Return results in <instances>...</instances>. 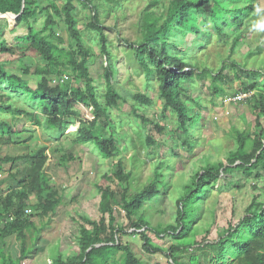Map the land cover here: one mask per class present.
<instances>
[{
  "label": "rangeland",
  "instance_id": "1",
  "mask_svg": "<svg viewBox=\"0 0 264 264\" xmlns=\"http://www.w3.org/2000/svg\"><path fill=\"white\" fill-rule=\"evenodd\" d=\"M116 1L95 0L94 3L97 5L99 23L106 34L109 51L113 55L112 61L115 63L116 73L112 81L125 100L117 108L110 109L115 124L114 137L120 151L117 156L100 159L97 157L100 156L99 150L94 144L88 143L93 148L92 152L87 145L76 144L70 136L62 135L59 139L55 135L51 137L47 131L33 125L28 117L18 119L9 113L0 115V118L16 123L19 128L34 130V138L27 142L28 145H2L1 155L33 153L39 147H46V153L52 155L51 159L54 160L56 156L62 155L61 152L54 150L56 147L70 155L64 167L57 168L52 165L46 173L50 184L62 197V202L55 213L45 217H33L36 228H30L26 232L29 254L21 259L19 264H51L53 256L59 253L63 254L64 259L77 256L79 246L76 238L80 226L91 227L85 218L99 220L101 217L100 186H109L116 196L124 191L128 196H132L152 183L156 170L160 172L153 184L157 194L145 199L141 214L151 226L157 228L174 222L176 201L183 193L184 186L201 172L206 164L219 162L237 148L235 140L237 131L250 135L255 128L258 131L264 128V116L259 115L257 126L256 115L251 110L254 96L260 95L264 98L263 79L257 78V87L243 91L245 85L250 86L255 81L253 75L264 74V0H260L255 13L242 18L241 25L232 24L223 35L217 34L208 19H200L198 34L182 35L174 30L168 40L177 55L189 53L186 58H189L188 65L190 64L191 69L185 68L183 72L191 71L193 75L183 83L185 93H182L181 98L190 106L192 114H200L201 122L199 129L188 130V133L181 126L177 114L163 106L157 89L158 81L144 73L130 49V44H137L139 41L140 24L145 13L149 12L152 18H157L161 22L160 15H164V4L168 0ZM55 2L61 7L64 0ZM41 4L46 6L48 3L42 0ZM74 4L78 28L82 35V46L91 54L90 76L95 80L97 90L104 93L103 73L110 57L101 52L97 32L90 31L87 27V23L93 17V10L83 7L77 1H74ZM45 15L43 13L35 19L38 28L44 26ZM230 17L240 20L234 13H231ZM56 20L57 33L63 39V45L76 48V41L68 36L63 18L59 20V17H56ZM26 34L27 26L24 23L17 24L14 18L0 17L1 42L16 44L18 40L22 41ZM238 34H241L243 40L237 43L235 51H231L233 38ZM20 57L0 54V60L11 74L20 76L27 80L31 87H35L36 77L22 73ZM23 60L31 66L32 71L42 63L34 58ZM204 67L207 69L205 73ZM221 68L222 78L215 82L223 89V93L215 94L212 76L215 77ZM170 70L173 72V67ZM69 75L70 71L63 78L64 84L70 83ZM8 90L9 87L3 85L0 90V102H4L5 98L9 104L14 103L16 98L22 96L21 94L15 98L16 95H11ZM12 93L15 94L14 91ZM17 106L30 112L29 107L22 101H18ZM78 106L83 111L87 110L80 104ZM90 111L88 109L87 113ZM73 125L68 128L66 134L74 133L79 128V124ZM155 125H159L161 130L158 131ZM149 132L155 144L146 143ZM185 140L191 144V149L184 143ZM118 159L122 160L124 170L130 179L122 182L104 181L103 176L107 172L113 173L114 164ZM4 168L0 172L2 177L6 174L8 165ZM238 176L241 174L235 175ZM228 178H231V174L225 177L220 174L214 183L208 182L205 185V191L198 201L199 212L195 214L194 223L187 235L159 236L148 231L152 244L169 250L173 244L184 241L189 244L184 251L172 253L180 262L189 263L193 259L201 264L214 263L211 260L215 250L203 245L207 241L216 240L229 225H235L255 196L258 201L264 200V179L245 180L241 177V187L227 188ZM128 182H131L130 186ZM114 210L117 220L113 231L118 234V224H121L127 232L122 235V242L147 264H168L167 257L161 253L146 252L142 247L143 241L137 234L131 232V226L121 208L114 205ZM111 231L112 228L109 227L108 233ZM0 247L13 259L21 257L20 243L14 237L4 240L0 236ZM112 264H122L121 251L114 255Z\"/></svg>",
  "mask_w": 264,
  "mask_h": 264
},
{
  "label": "trees",
  "instance_id": "2",
  "mask_svg": "<svg viewBox=\"0 0 264 264\" xmlns=\"http://www.w3.org/2000/svg\"><path fill=\"white\" fill-rule=\"evenodd\" d=\"M45 1L48 3L46 6H41L42 0H0V17L16 16L14 19L17 24L24 23L27 26V34L22 41L18 40L16 44L0 41V54L21 56L22 73L36 77V85L31 87L27 80L11 74L0 60V90L3 85H7L10 89L8 92L16 95L15 98L22 94L20 98H16L15 104L10 103L12 106L3 98L4 102H0V115L9 113L18 119L28 117L33 125L47 131L51 137L55 135L59 139L62 135L70 136L76 144L87 145L92 152L93 148L88 143L94 144L99 150L100 156L97 157L100 159L117 156L120 151L114 137L115 124L110 109L117 108L125 100L112 81L116 73L115 63L112 61L113 55L109 51L106 34L99 23L95 0H64L61 7L55 0ZM74 1L93 10V17L87 23V27L90 31L97 32L101 52L110 57L103 73L104 93L97 90L95 80L89 73L91 54L82 46ZM240 4L242 6H238ZM259 5L260 0H168L164 4V15H160L161 22L157 18H152L149 12L143 16L140 24L141 36L137 44H130L131 54L135 56L144 73L158 81L157 89L163 106L177 114L181 126L187 133L199 129L201 122L200 114H192L190 106L181 98L182 93H185L183 83L193 75L191 71L183 72L185 68L191 69L190 64L188 65L189 58H186L189 53L177 55L168 40L174 30L182 35L198 34L200 19H208L217 34L223 35L232 24L241 25L242 18L255 13ZM43 13L46 14L45 23L43 27L38 28L35 19ZM231 13L236 14L240 20L232 19ZM56 17H59V20L63 18L68 36L76 41V48L63 45V39L56 29L58 24ZM242 40L241 34L236 35L230 50L235 51L237 43ZM23 58H34L42 63L32 71L31 66L27 65ZM171 67L173 72L170 70ZM206 70L204 67V73ZM222 70L223 68L215 77L212 76L215 94L223 93V89L215 82L222 78ZM69 71L70 83L64 84L63 78ZM253 76L255 81L250 86L245 85L243 91L257 87L256 80L259 77L264 82V74L257 73ZM18 101L25 103L30 112L19 108ZM78 104L91 111L87 113V110H81ZM251 110L255 113L256 125L259 126V115L264 116V98L260 95L254 96ZM75 123L79 124V128L74 133L66 134L68 128ZM154 127L158 131L161 130L159 125ZM33 138L34 130L19 128L16 123L0 118V146L6 144L26 146ZM235 140L236 149L230 151L219 162L206 164L203 170L184 186L183 193L176 201L175 221L162 228L151 226L141 214L145 199L157 194L153 184L160 175L159 171H155L154 180L150 185L132 196H128L126 191L116 196L109 186L101 185L99 188L101 217L99 220L85 218L91 227L80 226L76 238L79 253L66 259L63 258V254H56L51 264H112L114 255L119 251L122 255V264H147L122 242V235L127 232L121 224H118V234L113 231L117 220L114 205L121 208L131 226V232L137 234L143 241L142 247L146 252L161 253L167 257L168 264H201L193 259L189 263L180 262L175 254H172L184 251L189 245L186 242L173 244L166 250L152 244L148 231L159 236L187 235L194 223L195 214L199 212L198 201L205 191V185L208 182L214 183L220 174L224 177L231 174V178L226 181L227 188L241 187V177L245 180L264 179V128L261 131L255 128L250 135L237 131ZM146 143L148 145L156 143L150 132L146 136ZM184 143L191 149V144L187 140ZM54 150L62 153L61 156L55 157L56 160L51 159L52 155L46 153V147L36 148L33 153L25 152L14 156L0 154V172L8 165L4 177L0 176V236L4 240L14 237L21 246V257L17 259L4 253L0 247L1 264H19L20 260L29 254L26 232L30 228H36L33 217H45L55 213L62 202V197L50 184L46 173L52 165L57 168L64 167L70 155H67V152L63 153L59 147ZM113 169V173L107 172L103 176L104 181L122 182L130 179L121 159L116 161ZM239 173L241 176L235 177ZM128 185L130 186L131 182H128ZM29 209L30 212H26ZM109 227L112 228L110 233ZM221 233L216 240L207 241L203 245L215 250L212 264H264V200L258 201L255 196L238 222L229 225L223 230V234Z\"/></svg>",
  "mask_w": 264,
  "mask_h": 264
},
{
  "label": "built area",
  "instance_id": "3",
  "mask_svg": "<svg viewBox=\"0 0 264 264\" xmlns=\"http://www.w3.org/2000/svg\"><path fill=\"white\" fill-rule=\"evenodd\" d=\"M26 212H28V213H29V212H30V209H29V210H26Z\"/></svg>",
  "mask_w": 264,
  "mask_h": 264
},
{
  "label": "water",
  "instance_id": "4",
  "mask_svg": "<svg viewBox=\"0 0 264 264\" xmlns=\"http://www.w3.org/2000/svg\"><path fill=\"white\" fill-rule=\"evenodd\" d=\"M11 18H16V16H14V17H11Z\"/></svg>",
  "mask_w": 264,
  "mask_h": 264
}]
</instances>
